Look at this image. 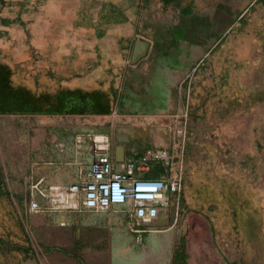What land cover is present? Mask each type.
<instances>
[{
  "label": "crops",
  "instance_id": "0c3cea01",
  "mask_svg": "<svg viewBox=\"0 0 264 264\" xmlns=\"http://www.w3.org/2000/svg\"><path fill=\"white\" fill-rule=\"evenodd\" d=\"M252 10L264 14V0H0V62L13 70L15 86L47 94L41 112L0 113V195L19 228L18 240L1 236V248L21 252L19 264H264V211L240 205L259 194L220 191L225 165L213 161L217 155L199 163L194 138L201 130L193 124L211 122V154L224 152L216 139L223 132L240 135L243 114L223 108L237 99L230 72L214 65L213 50L220 45L217 56L225 54L233 26L246 24ZM138 50L144 54L135 61ZM42 83L47 90L36 92ZM64 90L76 91L73 103ZM95 90L110 102L96 94L98 103L87 104L83 93ZM203 101L212 112L196 110ZM171 106L190 122L184 145L172 130L173 141L157 143L167 130L152 122L168 117ZM6 114L28 118L11 123L1 119ZM118 115L132 122L105 127L95 120ZM103 136L115 162L121 149L127 168L150 147L168 150L166 165L150 163L137 178L166 181L185 167L182 191L168 192L151 222L132 217L130 203L31 211V201H58L82 181L93 158L89 141ZM230 201L238 203L229 208Z\"/></svg>",
  "mask_w": 264,
  "mask_h": 264
},
{
  "label": "rangeland",
  "instance_id": "374dc122",
  "mask_svg": "<svg viewBox=\"0 0 264 264\" xmlns=\"http://www.w3.org/2000/svg\"><path fill=\"white\" fill-rule=\"evenodd\" d=\"M247 19L246 24L233 26L231 32H233L234 38L228 40L221 47L225 52V54L223 53L224 55L220 54V57H218L215 52L216 49L220 48V45L213 50V59L216 63L214 65H227L230 72V92L237 98L232 99L231 103L228 106H223V108L226 110L225 112L243 114L245 125L241 128L242 130L239 131L240 135L236 138L231 137L229 129L216 138L221 141L224 148V152L219 154H211L207 149L209 141L215 138L214 135L210 134L212 131L211 122L194 120V127L198 124L197 128L201 130L198 131L199 134L194 139L198 140L199 149L197 155L199 163L204 164L210 161V158L214 155H217L219 159L216 158L213 161L222 159L226 169L227 181L223 183L220 191L229 194H259L260 197L257 200L247 199L246 201H241L240 205L261 208L264 211V14L252 10ZM25 75L28 81L29 76L28 74ZM46 90L45 83H42V87L37 86L36 92ZM171 107L176 109L169 113L168 117L152 122L167 130V138L156 136L157 143L162 144L167 140L173 141V137H168L169 130H172L184 145L189 139L190 122L186 116L182 119L178 116L177 109L179 106ZM196 110L199 113L212 112V106L206 105L203 101V103L196 105ZM26 118L28 117L19 116V114L1 116L2 120L11 123ZM115 118L113 116H97L95 120L105 127H109L112 120H117L120 124L132 122L130 117L124 115H118ZM235 122L234 120H229L226 123L228 125ZM179 130H182L186 135L184 141L183 136L178 133ZM85 139L88 141L87 138ZM91 142L89 141V143ZM184 180L185 167H183L182 189ZM237 203V201H230L229 208H233L232 205ZM44 204H46V200ZM13 208L9 201H1L0 195V239L1 236L11 241L19 238V233L15 234L16 231H19V228L17 220L11 212ZM21 256L22 254L18 250L1 248L0 244V264H19Z\"/></svg>",
  "mask_w": 264,
  "mask_h": 264
},
{
  "label": "bare ground",
  "instance_id": "6f19581e",
  "mask_svg": "<svg viewBox=\"0 0 264 264\" xmlns=\"http://www.w3.org/2000/svg\"><path fill=\"white\" fill-rule=\"evenodd\" d=\"M90 147L93 158L82 181L71 184L58 201L46 200V204L37 200L31 201V211L44 212L61 207L69 210H104L115 204L130 203L132 217L141 222H151L158 216L160 207L168 204L167 193L182 191L181 172L173 173L172 178L166 181L137 178V171L149 170L150 163L166 165L169 152L163 147L148 148L137 163H132L129 168L125 161L115 162L113 159L109 137L93 139ZM122 162L125 165L124 171L117 169Z\"/></svg>",
  "mask_w": 264,
  "mask_h": 264
},
{
  "label": "trees",
  "instance_id": "16d2710c",
  "mask_svg": "<svg viewBox=\"0 0 264 264\" xmlns=\"http://www.w3.org/2000/svg\"><path fill=\"white\" fill-rule=\"evenodd\" d=\"M12 76L13 70L11 67L0 62V113H25L27 111L41 112L42 110L39 109V105H41V101L45 99L47 94L43 93L36 96L31 94L26 88L15 86L13 84ZM63 93H65L66 99L69 100V103H73L77 98L75 90H64ZM63 93L60 91L56 93L55 96L62 95ZM83 94L87 104L92 103L96 105L98 103V99L95 97L96 94L101 95L100 101L102 103L110 102L109 93L104 91H85ZM31 95L39 101L37 102V108L34 104L30 105L28 103V99ZM54 113H56V111H54Z\"/></svg>",
  "mask_w": 264,
  "mask_h": 264
},
{
  "label": "water",
  "instance_id": "95a60500",
  "mask_svg": "<svg viewBox=\"0 0 264 264\" xmlns=\"http://www.w3.org/2000/svg\"><path fill=\"white\" fill-rule=\"evenodd\" d=\"M144 54V51H140L138 50L134 56V60L136 61L137 59H139L142 55ZM124 160V155L122 154L121 149L117 150V156H116V162H120ZM187 225V221H184L183 223V228L185 229ZM20 264H38V260L37 258H33V259H26V260H22Z\"/></svg>",
  "mask_w": 264,
  "mask_h": 264
}]
</instances>
